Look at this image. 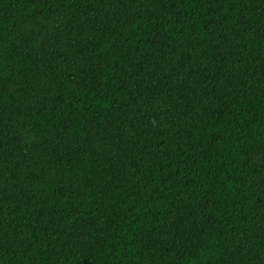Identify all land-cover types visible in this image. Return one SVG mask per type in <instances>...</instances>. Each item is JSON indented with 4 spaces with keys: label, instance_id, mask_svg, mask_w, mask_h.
Masks as SVG:
<instances>
[{
    "label": "trees",
    "instance_id": "16d2710c",
    "mask_svg": "<svg viewBox=\"0 0 264 264\" xmlns=\"http://www.w3.org/2000/svg\"><path fill=\"white\" fill-rule=\"evenodd\" d=\"M0 264H264V0H0Z\"/></svg>",
    "mask_w": 264,
    "mask_h": 264
}]
</instances>
